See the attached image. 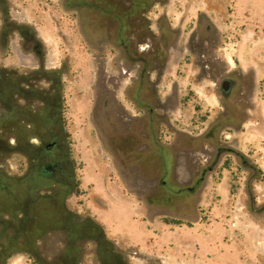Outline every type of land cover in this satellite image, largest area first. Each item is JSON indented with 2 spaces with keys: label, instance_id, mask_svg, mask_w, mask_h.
<instances>
[{
  "label": "rangeland",
  "instance_id": "1",
  "mask_svg": "<svg viewBox=\"0 0 264 264\" xmlns=\"http://www.w3.org/2000/svg\"><path fill=\"white\" fill-rule=\"evenodd\" d=\"M45 96L71 184L0 201V264H264V0H0V184Z\"/></svg>",
  "mask_w": 264,
  "mask_h": 264
},
{
  "label": "flooded vegetation",
  "instance_id": "2",
  "mask_svg": "<svg viewBox=\"0 0 264 264\" xmlns=\"http://www.w3.org/2000/svg\"><path fill=\"white\" fill-rule=\"evenodd\" d=\"M14 26V24L12 25ZM49 96V95H48ZM58 100H60V97H58ZM39 110V122L41 125H34L33 119L34 115H31L29 110H21L17 112L20 116L23 114L25 115V119H27V122H30L32 124L33 129L36 128L38 132V136L40 137V142H36V140L31 139V143L33 145H39L33 155H30L28 164L30 165V170L28 172V175L24 178H21L19 180L12 181V188H10L11 183L10 181L1 176V184H0V201H9L8 198L9 192L12 189H15L19 192L25 193L28 189L29 192L26 195L28 198V201L32 203L34 207H36L39 211L38 222L40 223H47L51 222V220L56 219V215H54V212L56 214H60L58 217L62 216V212L60 207L63 201V193L56 192L54 195H47V196H40L34 194L33 191L36 186V183L39 182L41 184L50 186L51 182L56 183V186L54 191L61 190L64 191L63 188L70 186L71 180L68 178L69 176L64 171V157L66 156L65 146H64V139L61 136V133L56 131L55 127H60L62 122V114L61 110L58 111L56 102L50 100L49 97L45 96L42 98V107L38 109ZM53 114L58 115V123L57 124L54 120V123L50 122L49 124L43 123L46 119H52ZM43 119V120H42ZM25 124H21L20 120L17 119L14 122V134L16 135V144L19 142V139H25L28 146L30 143V140L27 138H23L24 135L20 134V130L22 129L24 132L27 131V127L25 128ZM60 129V128H58ZM62 132V131H60ZM18 150L22 151L20 145H17ZM35 149V148H34ZM27 151V149H26ZM25 152V151H24ZM28 152V151H27ZM31 159V160H30ZM35 183V184H34ZM4 193L3 195L1 193ZM6 193V196H5ZM24 198V197H23ZM11 199V198H10ZM36 209V213L38 212ZM53 213V214H52ZM52 214V215H51ZM45 216V217H42ZM55 216V217H53ZM64 217V216H63ZM34 220V221H36ZM33 221V222H34ZM64 221V220H63ZM62 222V221H61ZM60 222V223H61ZM66 258H62V263L65 264H72L74 259V251H67L65 254ZM65 259V260H64Z\"/></svg>",
  "mask_w": 264,
  "mask_h": 264
},
{
  "label": "trees",
  "instance_id": "3",
  "mask_svg": "<svg viewBox=\"0 0 264 264\" xmlns=\"http://www.w3.org/2000/svg\"><path fill=\"white\" fill-rule=\"evenodd\" d=\"M175 223L179 224L180 222H175Z\"/></svg>",
  "mask_w": 264,
  "mask_h": 264
}]
</instances>
